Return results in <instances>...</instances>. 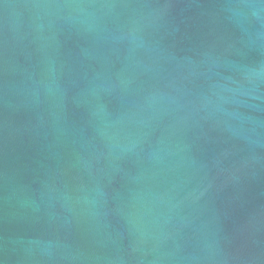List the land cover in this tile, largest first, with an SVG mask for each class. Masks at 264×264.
I'll use <instances>...</instances> for the list:
<instances>
[{"label": "water", "instance_id": "95a60500", "mask_svg": "<svg viewBox=\"0 0 264 264\" xmlns=\"http://www.w3.org/2000/svg\"><path fill=\"white\" fill-rule=\"evenodd\" d=\"M0 264H264V0H0Z\"/></svg>", "mask_w": 264, "mask_h": 264}]
</instances>
